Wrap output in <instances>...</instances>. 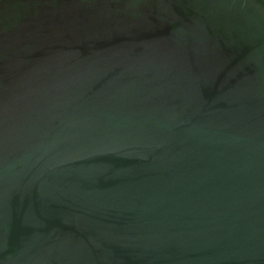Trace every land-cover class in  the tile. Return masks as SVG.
Wrapping results in <instances>:
<instances>
[{
    "label": "water",
    "instance_id": "obj_1",
    "mask_svg": "<svg viewBox=\"0 0 264 264\" xmlns=\"http://www.w3.org/2000/svg\"><path fill=\"white\" fill-rule=\"evenodd\" d=\"M0 264H264V0H0Z\"/></svg>",
    "mask_w": 264,
    "mask_h": 264
}]
</instances>
